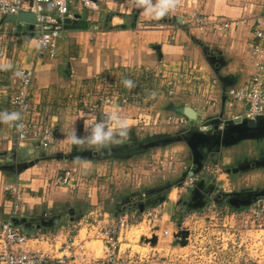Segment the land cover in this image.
<instances>
[{"label": "crops", "instance_id": "crops-1", "mask_svg": "<svg viewBox=\"0 0 264 264\" xmlns=\"http://www.w3.org/2000/svg\"><path fill=\"white\" fill-rule=\"evenodd\" d=\"M93 1L97 5L96 9L87 5L86 0H74L70 8L71 14L78 15L79 18L73 19L71 23H64L62 34L56 41V56L53 58H37L38 44L34 27L22 21H10L5 15L0 17V48L5 50L0 55V218L9 217L13 196L7 188L16 186L20 189L22 198L16 221L30 236H73L75 233L71 229L66 231L65 226L70 224L65 218L70 219L73 224L85 213L88 205L79 199L80 195L85 197L83 192H87L90 198L96 195L97 189H101L99 205L106 208L110 202L113 203L111 210H106L108 213L114 214L123 207L124 197L108 200V190L111 192L120 187L119 183L110 185L108 181L114 182L112 177H117L116 171L123 175L122 169L114 165L111 168L109 164L113 159H125L126 162L134 158V152L129 150L134 148V119L129 121L128 118L117 117L116 120L126 122L124 129L117 128L116 121L111 122L110 116L115 110L116 113L121 111V114H125L133 103L124 104L125 109L118 104L112 108L113 111L104 110L99 121L103 125L102 131L111 135L97 144H90L92 131L84 125L90 115L85 107L92 102L90 91L98 76L112 72L115 68H153L159 60L183 65L188 54L200 47L209 66L215 65L212 67V76L217 77L219 85L226 89L227 98L231 99L228 90L244 86L256 69L257 58L252 53V46L259 40L254 33V17L264 13V0H167L168 3H163L164 0ZM184 1L194 4L186 7ZM179 8L181 11L176 13ZM161 13H169V18L176 15L177 25L171 24L167 17L160 21L158 18ZM198 13L232 24L216 31L211 28L200 29L193 22L194 15ZM137 15L139 19L136 22ZM157 20L160 22L156 26L153 23H157ZM146 21L151 22V26L145 25ZM23 68L34 70L30 99L32 107L59 130L60 141L47 149L32 140L19 141L15 132L16 120L6 122L2 118L3 114H17L10 96L16 91L19 71ZM127 79L125 75L121 76L119 84L124 83L125 87ZM235 103L240 104L239 110L242 112L244 104L237 101ZM192 108L197 117L202 114L201 110ZM104 116L110 118L105 120ZM138 133L135 131L137 136ZM73 134L82 141L81 144L70 142L69 137ZM235 146L236 143L227 145L229 148ZM218 149L219 147L212 148L206 152L204 165L223 158L222 155L215 158L216 154L213 152ZM89 151L94 152L95 158H99L97 163H89L91 158H80L82 153ZM201 155L204 156L202 153ZM34 159L39 161L22 166ZM66 169L74 170L80 183L76 191L65 187L68 191L64 195L55 191L59 187L50 186L49 180L45 182L44 176ZM107 169L112 172L107 173ZM204 170L202 168L199 173H204ZM212 187L217 188V183L211 182L206 189L210 190ZM159 189L158 187L157 192L165 196L161 197L158 206L166 203L173 211L169 215L170 224H162L157 232L161 234L167 226L171 229L172 237L177 238L176 240L179 237L180 246H186L189 241L181 226L185 207L203 212L216 196L210 194L211 199H208L209 196L194 199V189L188 191V199L187 194L179 195L176 188L163 191ZM173 190H176L175 198L171 196ZM154 191L156 190L152 189L151 193ZM125 197L127 201L134 200V189H129ZM229 208L230 211H238L231 205ZM224 217L231 222L230 231L242 229L240 214ZM237 224L240 225L236 229L234 226ZM124 244L129 245L123 241L121 247ZM28 246L33 249L50 247L37 241H30Z\"/></svg>", "mask_w": 264, "mask_h": 264}, {"label": "rangeland", "instance_id": "rangeland-1", "mask_svg": "<svg viewBox=\"0 0 264 264\" xmlns=\"http://www.w3.org/2000/svg\"><path fill=\"white\" fill-rule=\"evenodd\" d=\"M165 2L168 3L167 0H164L163 3ZM192 4L194 3L188 4V2H185L186 7ZM173 6L176 8L175 5ZM179 11H181L180 8L176 13H179ZM162 13L160 18H158L160 21H163V18L167 17L171 24L177 25L176 15L169 18V13L164 15ZM138 17L137 15L136 22L139 19ZM160 21L157 20V23L153 24L157 26ZM151 24V22H145V25L151 26ZM203 56L205 54L202 53L199 47V49L195 48L192 53L188 54L183 65L181 63L173 64L159 60L158 64L153 68L146 66L125 69L115 68L112 72L98 76L96 83L90 91L93 103L102 95L103 91L111 93L112 90L119 92L124 97H128V103H133L126 109L125 114H121V111H117L116 113L115 110L116 114L113 113L111 115L110 113V117H112L111 122H115L117 117H125L130 119L129 121L134 119V148L136 146L140 148V145H137V142L140 140L143 141L141 142L142 147L147 141H157L168 136L182 138V140L173 141L168 144L154 145L141 148L140 150L134 149V158L126 162L125 159L111 160L109 166L112 168V165H114L122 169L121 174L123 175H120V171H116L117 177H112L114 182L108 181L110 185L119 183L118 185L120 186L115 191L111 190L110 192L108 190V200L121 196L124 197L123 202H125L127 201L125 195L129 189H134V208L128 211L127 215L129 218L134 217L136 222H134L132 227L123 232L122 243L125 241L129 245L124 244L122 249L127 250L129 247H132L134 260L140 256L144 258L146 255L152 253L160 255L156 261L145 264H170L171 261L174 264H240L243 259H253L258 264H264L263 230L251 228L241 217H238L240 223H243L242 229L240 231H230L231 222L229 219H225V212L221 214L216 210H209L213 205L219 209H224V206L229 207L225 201H219L222 202L221 204L213 202L214 200L210 201L211 204L207 207L208 209H204L200 213L185 207L181 226L182 229L189 227L192 232V237L189 238L188 245L186 246H180L179 237L178 240L174 236L166 237L161 235L158 237L160 233L155 232L162 224H170L171 219L169 215L173 209L171 206L166 205V203L158 206L159 201L162 200L161 197L165 195H162V193L157 194L158 190L153 193H146V190L150 189L148 186H152L153 189L161 186V189L163 187L166 190L176 188L179 191V195L186 196L187 194L188 199L190 196L188 191L184 187L178 186L180 179L184 176L187 178V181H194L195 187L192 190L199 185L200 181H203L204 188H200V191L204 193L205 197L209 196L208 199H211L212 196L208 195L205 189L211 182L217 183V188H214L216 191L212 193L213 197L219 193H223V190L245 189L253 191L264 188V136L241 139L237 141V146L234 148H229L225 145H214V149L217 147L220 149L214 150L213 153L216 154L215 158L222 155L224 160L220 158L219 161L215 160L216 162H207L204 173H195L194 175H189L188 173L191 170L194 171L193 167L196 164L195 154L184 138L188 137V139L193 140L197 132L211 133L215 124L218 125L221 131L220 134H222L226 131L224 129L226 124L232 125L234 117H242L239 110L240 104L235 103L233 99H229L227 96L224 98L225 94L223 95V92L225 93L226 89H222L217 77L211 74L212 70H214L212 67H215V65L211 64L210 67ZM124 75L128 78L127 82L129 81L126 85L127 87H124V83L119 84L121 76ZM115 80L118 82H115ZM131 80H133L132 83ZM118 103L122 107H125L123 103ZM185 106L195 107L201 110L202 114L199 117L189 119L181 111ZM124 107L123 109H125ZM101 115L104 114L99 113L97 115L98 118ZM104 117H106L105 120L110 118L109 116ZM135 131L139 132V136L135 134ZM206 146H202L204 151L207 150ZM78 160L80 161L79 158ZM98 160L99 158L93 157L89 163H97ZM111 172L112 170L107 169V173ZM57 173L54 172L48 175L45 173V182L49 180V184L52 183V178ZM96 177L98 178L99 175L97 174ZM240 185L242 186L240 187ZM66 190L68 191L65 187H59L55 191L67 195ZM101 191V189H97V196L92 195L90 198L87 192H83L82 194L86 199L80 195L79 199L83 201L82 203L88 205L85 212L88 214L90 210H93L97 214L102 212L103 214L107 213V215L113 216L110 212H106V210H111L113 203L110 202L106 208H102L99 205L98 199L100 194H102ZM149 194L152 195V202L144 203L143 200ZM175 194L176 190H173L171 196L174 197ZM143 203L146 206L141 207ZM228 209L230 210V208ZM65 220L69 221L70 224L69 226H65L66 231L71 229L72 233L76 234L80 232L81 237L84 238L89 233L85 220L77 219L73 224L70 219L65 218ZM154 223L157 227L152 228ZM224 224L229 227L228 231L234 234L226 233L224 238H220V240L209 244L208 240L217 237L219 230H222ZM239 225L237 224L234 227L237 229ZM164 229L171 231L167 226ZM180 232H183V230H180ZM146 237L151 238L149 243L147 242L149 240L146 241ZM154 237L156 239L155 243L152 242ZM222 244H227V246L223 247ZM89 248L90 251L96 253V256L101 255V243L99 241L90 244ZM214 251L224 255L223 262H214L213 256L209 255Z\"/></svg>", "mask_w": 264, "mask_h": 264}, {"label": "built area", "instance_id": "built-area-1", "mask_svg": "<svg viewBox=\"0 0 264 264\" xmlns=\"http://www.w3.org/2000/svg\"><path fill=\"white\" fill-rule=\"evenodd\" d=\"M73 2L74 0H0V17L17 14L21 11L33 12L36 17L34 32L37 35V58H53L56 56V41L62 34L64 19L75 16H72L70 9ZM86 4L94 9L97 8L93 0H86ZM193 22L200 29L211 28L214 31L227 28L232 24V22L229 23L219 18L212 19L201 13L194 15ZM254 33L259 40L252 46V53L257 58L256 69L244 86L229 89L227 92L231 99L244 104L241 114L247 118L264 115V13L254 18ZM4 51L0 48L1 56ZM33 75V69H21L19 71V84L16 91L10 96V102L18 115L15 132L19 141L32 140L38 146L47 149L60 141V135L56 125L50 123L40 111L32 107L30 99ZM118 102L128 104V97H124L115 90H112L111 93L103 91L94 103H89L86 106V111L90 116L84 123L85 128L93 131L96 125H102L97 115L106 109L114 108L119 104ZM204 168L206 167L204 166ZM52 180L50 186L68 187L72 191H76L80 183L76 172L72 169L58 172ZM179 186L189 191L195 187V183L194 181H187L185 177ZM7 190L13 196V207L8 218H0V264H145L154 262L160 257V255L152 253L144 258L140 256L134 260L133 248L129 247V249L123 250L121 247L123 232L136 222L134 217L129 218L127 215L128 211L134 208L133 199L123 202L122 209L116 211L113 216L102 212L97 214L93 210H90L88 214L86 212L84 215L82 214L78 220H85L89 229L85 238L81 237L80 232L70 237L64 235L43 237V235L30 236L21 229L16 221V217L19 216L18 209L22 204L20 189L12 186L8 187ZM232 191L235 190H223V193ZM224 207V209H219L213 205L211 208L209 207V210H216L221 214L225 212V216L230 215L232 217L240 214L241 219L251 228L264 231V200L257 201L242 209L236 208L238 211L241 210L239 214L235 209L230 211L229 207ZM153 227H157L155 223ZM228 230L229 227L224 224L222 230H219L218 236L210 238L208 243L212 244L220 238H224L226 233L234 234ZM184 232L186 233L185 237L189 240L192 237L191 229L186 227ZM161 235L168 237L172 235V232L169 229H164L158 237ZM150 240L151 238L146 237L148 243ZM30 241H37L39 244L44 242L50 247L33 249L28 246ZM96 241L101 243V255L97 256L89 248V245ZM222 245L223 247L227 246V244ZM209 255L213 256L215 263L223 262L224 255L221 253L214 251ZM170 264L174 263L171 261ZM240 264L258 263L253 259H243Z\"/></svg>", "mask_w": 264, "mask_h": 264}, {"label": "water", "instance_id": "water-1", "mask_svg": "<svg viewBox=\"0 0 264 264\" xmlns=\"http://www.w3.org/2000/svg\"><path fill=\"white\" fill-rule=\"evenodd\" d=\"M76 18H79L78 15H75L73 18L71 17L65 18L64 23L65 24L71 23L72 20ZM7 19L10 21H20V22L22 21V22L28 23L32 27H34V25L36 24L35 14L31 11H21L17 14L7 15ZM224 98H226V94ZM181 111L189 119H193L197 117L195 109L192 108L191 106H185L181 109ZM213 128L214 129L212 130L211 133H200V132L195 133L193 140L188 139V137L184 138L186 143L192 148L195 154L196 164L193 167V170L195 172L191 170L188 172L189 175H194L195 173H199L202 170V168H204L205 165L203 161L204 159L206 160V156H205V154H207L206 151L207 152L210 151L214 145L227 146V145L237 143V141L241 139H247V138L251 139V138H257V137L264 136V115L258 116L256 118H247L243 116L234 117L232 120V125L226 124L224 127L226 131L222 134H220L221 131L219 130L218 125L215 124ZM174 138L176 137L168 136V137L161 138L160 140H157V141H149V142L147 141V143L143 144L142 147H141V142L143 141L140 140L137 142L138 143L137 145H140V148L136 146L135 148L129 149V150L134 152V149L140 150L141 148H147V147L154 146V145L168 144L173 141L182 140V138L180 137L176 139ZM204 145H207L206 151H204L202 147ZM195 149L198 150L197 153H195L196 151ZM201 153L204 154V156H202ZM84 157L93 158L95 157L94 152H91V151L84 152L81 154L80 158H84ZM37 161L38 159H34L31 161H28L27 163L25 162V164H23L22 166L33 165ZM184 177L180 179V182L178 183V185L181 184ZM203 184L204 183L202 181L199 183L200 187L198 188L199 186L198 185L195 188V193L193 194L194 199L205 197L204 193L200 191V188H204ZM213 191H214V187L210 190L206 189V192L209 193V195L210 193L212 194ZM219 197L224 198L223 200H226L225 202H227L229 205L233 206L234 208H244V207L250 206L251 204L257 201L264 200V188L255 189L253 191L243 189V190H235L230 193H224V194L219 193L216 195V198L214 200L216 202L222 201V200H219ZM141 207H144V204H142ZM184 235H186V233ZM155 241L156 239L154 237V240H152V242L155 243Z\"/></svg>", "mask_w": 264, "mask_h": 264}, {"label": "clouds", "instance_id": "clouds-1", "mask_svg": "<svg viewBox=\"0 0 264 264\" xmlns=\"http://www.w3.org/2000/svg\"><path fill=\"white\" fill-rule=\"evenodd\" d=\"M125 83L128 84L129 82L126 81ZM2 118L7 122V121H10V120H16L18 118V115L16 113H12L10 115L9 114H3ZM116 124H117V128L126 129V122L120 121V120H116ZM102 127H103V125H96L93 128L92 135H91V138L89 140L90 144H97L103 138H106L107 136L111 135V133L103 132L102 131ZM121 134H123V133H121ZM69 140H70V142L72 144H81L82 143V141L80 139H78L77 137H75L74 134L71 137H69Z\"/></svg>", "mask_w": 264, "mask_h": 264}, {"label": "flooded vegetation", "instance_id": "flooded-vegetation-1", "mask_svg": "<svg viewBox=\"0 0 264 264\" xmlns=\"http://www.w3.org/2000/svg\"><path fill=\"white\" fill-rule=\"evenodd\" d=\"M197 152H198V150L196 151V153H197ZM195 182H196V181H195ZM160 187H161V186H160ZM160 187H159V188H160ZM152 189H153V188H152ZM152 189L146 190V192L151 193V192H152ZM157 189H158V188L153 189V190H157ZM160 189H161V188H160ZM160 189H159V191H163V190H164L163 187H162L161 190H160ZM191 190H192V189H191ZM215 191H216V190H215ZM158 193H159V192H157V194H158ZM151 196H152V195H150V194L147 195V196H146V199L143 200L144 203H146V202H152ZM223 199H224V198H220V197H219V200L226 201V200H223ZM212 200H214V199H212ZM144 203H143V204H144ZM144 206H145V204H144Z\"/></svg>", "mask_w": 264, "mask_h": 264}]
</instances>
